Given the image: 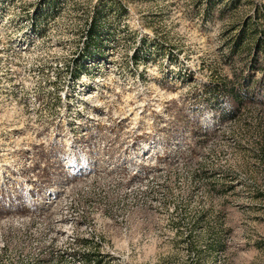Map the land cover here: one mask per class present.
Returning <instances> with one entry per match:
<instances>
[{
    "label": "rangeland",
    "instance_id": "rangeland-1",
    "mask_svg": "<svg viewBox=\"0 0 264 264\" xmlns=\"http://www.w3.org/2000/svg\"><path fill=\"white\" fill-rule=\"evenodd\" d=\"M255 13L0 0V264H264Z\"/></svg>",
    "mask_w": 264,
    "mask_h": 264
},
{
    "label": "trees",
    "instance_id": "trees-1",
    "mask_svg": "<svg viewBox=\"0 0 264 264\" xmlns=\"http://www.w3.org/2000/svg\"><path fill=\"white\" fill-rule=\"evenodd\" d=\"M254 17L256 19L250 18L243 24L241 23V25H239V33L232 38L230 43L231 52H235L239 47L240 48L238 50L247 47L249 53L251 50H258L262 53V55H264V28L260 22V19H264V17H262L261 14H258L257 16V13L254 14ZM235 25L237 26V24ZM94 30L95 20L91 19L89 26L85 31L87 34L86 39L91 40ZM252 61L253 60H251V62Z\"/></svg>",
    "mask_w": 264,
    "mask_h": 264
},
{
    "label": "built area",
    "instance_id": "built-area-1",
    "mask_svg": "<svg viewBox=\"0 0 264 264\" xmlns=\"http://www.w3.org/2000/svg\"><path fill=\"white\" fill-rule=\"evenodd\" d=\"M84 39H86V32H85V36H84Z\"/></svg>",
    "mask_w": 264,
    "mask_h": 264
}]
</instances>
